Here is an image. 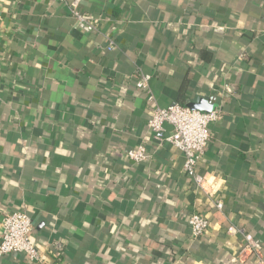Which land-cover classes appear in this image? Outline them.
<instances>
[{"label": "crops", "instance_id": "obj_1", "mask_svg": "<svg viewBox=\"0 0 264 264\" xmlns=\"http://www.w3.org/2000/svg\"><path fill=\"white\" fill-rule=\"evenodd\" d=\"M73 1L0 4V223L41 255L0 264H264V0ZM173 104L222 113L195 177L148 126Z\"/></svg>", "mask_w": 264, "mask_h": 264}, {"label": "built area", "instance_id": "obj_2", "mask_svg": "<svg viewBox=\"0 0 264 264\" xmlns=\"http://www.w3.org/2000/svg\"><path fill=\"white\" fill-rule=\"evenodd\" d=\"M6 0H0V4ZM71 11L76 18L78 25L86 30L95 29L91 18L83 13L79 0H74L71 4ZM114 46V41H109V49ZM148 78L144 77L139 83V87L146 88ZM222 118L221 110L203 111L192 109L180 104H173L168 107H154L150 110L148 126L157 133L167 134V124L172 129L164 137V140L172 143L185 155L183 165L184 172L191 176H196V169L206 146L211 139V124ZM129 158L135 162L143 161L148 153L144 145L127 151ZM218 211H222L224 204L221 201L216 203ZM194 238L202 237L208 230L211 220L201 213L194 212L188 216ZM34 224L31 216L25 211H12L4 215L0 223V257L6 254H21L31 261H39L40 251L33 242ZM259 244L255 240L249 239L247 247L249 250L258 249Z\"/></svg>", "mask_w": 264, "mask_h": 264}, {"label": "water", "instance_id": "obj_3", "mask_svg": "<svg viewBox=\"0 0 264 264\" xmlns=\"http://www.w3.org/2000/svg\"><path fill=\"white\" fill-rule=\"evenodd\" d=\"M196 107L198 108V106H195V107H194V106H192V109H193V108L195 109Z\"/></svg>", "mask_w": 264, "mask_h": 264}]
</instances>
